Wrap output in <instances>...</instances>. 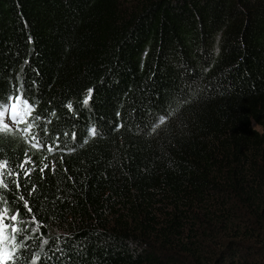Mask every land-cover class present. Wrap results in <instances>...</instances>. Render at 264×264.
I'll return each mask as SVG.
<instances>
[{
    "label": "trees",
    "instance_id": "obj_1",
    "mask_svg": "<svg viewBox=\"0 0 264 264\" xmlns=\"http://www.w3.org/2000/svg\"><path fill=\"white\" fill-rule=\"evenodd\" d=\"M11 105L28 264H264V0H0Z\"/></svg>",
    "mask_w": 264,
    "mask_h": 264
},
{
    "label": "snow or ice",
    "instance_id": "obj_2",
    "mask_svg": "<svg viewBox=\"0 0 264 264\" xmlns=\"http://www.w3.org/2000/svg\"><path fill=\"white\" fill-rule=\"evenodd\" d=\"M92 90H89V98H91ZM7 101H3V103H6ZM88 99L84 101V104H88ZM27 104V101L25 102ZM69 108H72L73 106L71 104L68 105ZM12 119L17 124L22 122L24 120V117L27 115V111L24 112V115H17L16 113V106H12ZM161 116H164L163 114ZM166 117V116H165ZM0 123H3L2 120H0ZM156 123H159V118L156 121ZM32 125L29 124L28 128H31ZM8 130V124L3 123V128H0V131ZM24 131H28V129H24ZM91 134L95 136L97 134V129L92 128ZM75 135V134H73ZM35 139V137H34ZM35 146V145H34ZM51 151V149H49ZM30 161L25 160L20 167L23 169L24 164L29 163ZM5 165L0 164V168H3ZM45 168L47 165L44 166ZM43 171V169H41ZM11 173H9L10 175ZM4 173L0 172V176H3ZM17 187H19V184H17ZM23 199V197H21ZM27 206V204H25ZM31 211V209H29ZM5 216L3 214H0V264H28V259L26 257V253L28 251V245L27 241L30 239V237L26 234L27 229L26 228H20L18 229L15 226V222L17 221V215H11L10 221L11 224L5 223ZM23 223V222H22ZM38 229L32 228V232L35 233ZM44 245H48L49 241L45 240ZM55 252H61L62 249L57 246L54 249ZM37 259H40L39 255H37ZM50 259L47 255H45V260ZM33 264H35V261H33Z\"/></svg>",
    "mask_w": 264,
    "mask_h": 264
},
{
    "label": "rangeland",
    "instance_id": "obj_3",
    "mask_svg": "<svg viewBox=\"0 0 264 264\" xmlns=\"http://www.w3.org/2000/svg\"><path fill=\"white\" fill-rule=\"evenodd\" d=\"M12 106V105H11ZM7 111H9V112H12L11 111V107L7 110ZM16 113H19L20 115H23V113L21 112V110L20 111H17ZM4 114H5V111L3 112V114L1 115V117H2V121H3V123H6V124H8V125H14V121H8V119H6V117L4 116ZM4 117V118H3ZM16 123V122H15ZM252 126H253V128H255L257 131H260V132H263L264 133V127H260V126H257L256 124H252ZM0 214H2L1 212H0ZM10 220H8L7 218L5 219V223L7 224L8 222H9Z\"/></svg>",
    "mask_w": 264,
    "mask_h": 264
}]
</instances>
